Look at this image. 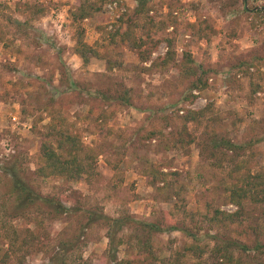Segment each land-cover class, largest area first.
Segmentation results:
<instances>
[{
	"label": "rangeland",
	"instance_id": "1",
	"mask_svg": "<svg viewBox=\"0 0 264 264\" xmlns=\"http://www.w3.org/2000/svg\"><path fill=\"white\" fill-rule=\"evenodd\" d=\"M79 1L0 0V264H238L214 250L240 228L209 220L215 209L235 210L227 187L236 175L202 156L198 141L209 122L241 142L264 122V0H94L100 9L72 25ZM81 28L97 52L87 64L74 50ZM188 55L206 81L192 100ZM250 56L252 66L239 62ZM117 87L129 89L130 105L104 98ZM205 106V119L185 127L186 110ZM52 117L102 149L95 172L79 180L41 174ZM245 154L253 172L264 171V141ZM16 180L73 210L21 202ZM162 180L171 191L159 188ZM86 209L125 222L87 224ZM263 216L252 212L244 226H261ZM143 223L183 225L197 239ZM74 235L71 252L55 253Z\"/></svg>",
	"mask_w": 264,
	"mask_h": 264
},
{
	"label": "trees",
	"instance_id": "2",
	"mask_svg": "<svg viewBox=\"0 0 264 264\" xmlns=\"http://www.w3.org/2000/svg\"><path fill=\"white\" fill-rule=\"evenodd\" d=\"M142 6V5H141ZM100 7L94 0H80L75 10L70 13V20L72 25H79L83 19L90 17L93 12L99 10ZM140 10L136 8L135 13L138 15ZM153 26L151 20L147 21L145 28V34H148V30ZM119 30V31H118ZM121 33L120 29H117L115 33ZM116 33V34H117ZM83 28L80 29L76 36V43L74 50L81 57L83 64H87L90 56L97 52L83 41ZM126 35V34H125ZM169 46L170 41H167ZM168 54V51L167 53ZM189 56V55H188ZM166 58V57H165ZM190 56L187 57V65L184 68V73L187 76L191 74L194 76L191 83L190 92L186 96V99L191 97V100L196 97L191 91L193 89L200 91L206 86V81L201 79L200 74H197L194 65L190 66ZM241 64H247L252 66L254 57L243 58L239 61ZM111 61L107 63V67L113 68ZM127 87L116 89V96L107 94L105 99L123 100L130 105ZM106 95V93H105ZM210 106H205L200 109L192 110L187 109L183 116L184 126L189 122L200 123L206 117L207 111ZM255 129L252 128L251 134H249L248 140L243 142L235 141L227 135L226 129L217 122L206 123V127L200 135L199 153L203 156L206 154L208 159L212 160L213 165H217L222 169H227V174L232 176L236 175L235 180L227 187L229 195L228 201L232 203L236 208L233 211H227L222 209H215L213 215L209 218L210 222H213L222 227L233 223L236 224L240 230H238V237H221L216 239V245L214 253L217 257H223L228 260L237 259L238 264H264V242L261 241L262 235H264V216L262 217L261 226L255 223L253 225H246L251 220L252 212L264 213V171L253 172L251 166L252 155H246L247 150L251 149L254 144L264 141V122L263 120L254 121ZM258 130V131H257ZM157 134L155 131H150L148 137H155ZM45 138H51V143L46 139L40 144V157L42 161V167L39 169L41 174L48 172L53 176H62L69 180H79L84 176H88L95 172L98 155L102 149L96 147H87L80 141L79 134H76L67 127H64L63 121H58L52 117L51 121L47 125V133ZM194 140V139H193ZM160 176L154 175L155 180H158ZM160 181V179L158 180ZM163 181V187L161 189L172 190V184L165 180ZM161 181V182H162ZM16 188L19 191L21 202H34L41 200L47 204H51L56 214H67L73 207H69L64 203L55 200L53 197H43L39 194L32 193L25 183L21 180L15 181ZM156 183V182H155ZM169 186V187H168ZM170 198V197H168ZM250 211H248V210ZM83 217L86 218V223H92L95 221L103 222L105 226H114L116 228L121 227L124 224L123 218H112L97 211L90 209L82 210ZM257 216L253 220L257 221ZM145 226H150L157 231H171L179 230L193 238L197 239L195 233L186 229L183 225H171L161 226L155 223H143ZM253 226V227H251ZM83 227V226H82ZM112 232L107 233V237L112 241ZM215 238H219L217 235H213ZM78 235H74L71 239H67L58 246L55 253H69L77 244ZM192 245L189 246L190 249ZM61 264H67L63 259L60 260Z\"/></svg>",
	"mask_w": 264,
	"mask_h": 264
}]
</instances>
